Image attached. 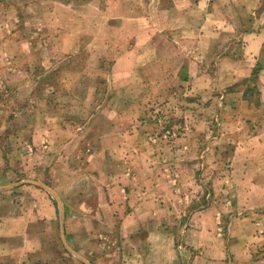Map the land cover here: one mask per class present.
<instances>
[{"label":"crops","instance_id":"0c3cea01","mask_svg":"<svg viewBox=\"0 0 264 264\" xmlns=\"http://www.w3.org/2000/svg\"><path fill=\"white\" fill-rule=\"evenodd\" d=\"M149 1L151 5H159H149V10L162 12L163 57L170 60L178 58L179 66L177 61H173L174 66H178L173 68H176V73L193 75L197 83L212 82L214 73L219 80V88L226 90L221 106L227 114L221 120L230 124L227 127L231 134L223 135L221 141H227L226 151L233 156L232 165L231 159L228 160V169L249 171L247 178L255 182L246 185L257 188L249 195L250 202L264 203V0ZM131 3L138 10L140 0H131ZM126 8V0H0V17L7 15V12L13 13L20 26L41 28L40 34L49 33L54 37L57 34L53 33L58 32L59 27L68 26L72 29L63 31L67 33L64 34L67 35L66 39L55 41L77 44L90 41L87 36L90 31L85 34L84 30L82 36L76 31L78 28H91V14L96 10L104 12L99 18H107L108 11L122 14ZM131 18L135 21L132 22L134 26L138 27L136 38L130 46L131 50L126 56L122 55L119 61L126 58L137 67L141 60L150 57L152 52L156 54L158 50V41L150 31L156 24L151 21L144 23L147 27L145 36L143 31H139L140 22L151 20V17L135 14ZM7 24H10L9 21H4L3 25ZM27 31L21 32L15 40L32 41ZM34 39L42 41L43 37L36 36ZM98 40L101 43L105 41ZM9 55L25 59L30 53ZM22 71L28 73L29 68ZM39 75L41 77L36 82L38 89L43 82L41 78L44 72H39ZM215 101L212 107L217 105ZM108 123L110 126L116 121ZM17 125L7 134L9 141L5 142L9 143L0 146V156L10 159L9 155H12L20 160L19 168L13 165L11 161L14 160L11 159L6 164H0V264H264V242L259 244L258 240L260 237L264 239L263 212L247 214V230L235 226L241 218L233 219V211L222 210L218 220L221 224L211 232L204 233L197 229L186 232L184 236L195 241L194 244L189 243L195 247L190 248L192 261L187 262L181 255L183 245L174 237L175 233L178 236L181 234L180 224L173 226L169 232H166L167 228H161L159 237L162 240L159 243L153 241L155 228L149 226V219L154 213L153 194L146 191L136 197L130 196L133 200L129 203L131 210L125 211L126 205L122 206L125 191L121 181L110 182L112 179L100 178L86 184L83 179L85 173L75 171L72 163L81 153L75 146V139L69 140L70 131L51 130V125H47L43 131L27 130L26 124ZM17 139H23V143L13 147ZM210 150L214 153L213 148ZM40 154H46V158H38ZM236 156L249 158L241 161ZM17 169L22 175L12 178L8 171ZM103 173L101 176L107 172ZM41 186L48 187L51 192ZM150 187L154 190L155 183L152 182ZM71 188L73 191L82 190L81 193L68 192L63 195ZM95 188H98L96 202L92 195L89 196ZM247 196L239 195L238 202H248ZM227 201L236 204V200ZM109 213L116 221L119 218L133 220L129 230L132 235L131 248L127 249L131 255L129 260L124 255L127 250L122 242L115 243V248H112L102 241L100 224L96 220H106ZM206 216L203 218L207 219ZM194 219L200 220L196 216ZM101 224L104 226V223ZM207 234L212 240L210 245L203 241ZM62 238L71 251L68 250L72 257L68 263V258H55L62 249ZM208 246L209 249L212 246L217 248V254L214 250L209 252L206 249ZM219 247L223 253L217 256ZM110 251L114 260L107 259L112 258V254L108 253ZM184 252L187 256V251Z\"/></svg>","mask_w":264,"mask_h":264},{"label":"rangeland","instance_id":"374dc122","mask_svg":"<svg viewBox=\"0 0 264 264\" xmlns=\"http://www.w3.org/2000/svg\"><path fill=\"white\" fill-rule=\"evenodd\" d=\"M147 2L148 0H140L136 10L131 0H126L128 8L122 14L108 11L107 18H99L104 12L96 10L91 14V28H78L76 31L80 36L84 30L85 34L90 31L87 35L90 41L77 44L55 41L59 38L66 39L67 35L64 34L67 33L63 31L72 29L68 26L59 27L58 32L53 33L57 34L56 37L49 33L42 35L39 31L41 28L20 26L13 13L2 14L0 146L9 143L5 142L9 141L7 134L15 130L18 123L26 124L27 130L43 131L47 129V125H51V130L57 128L70 131L68 138L75 139V146L81 153L72 164L75 171L85 173L84 182H94L100 178L112 179L110 182L121 181V187L125 191L123 197L128 196L122 203V206L126 205L125 211L131 210L129 203L133 200L130 196L136 197L146 191L153 194L154 213L149 219V226L155 228L153 241L159 243L162 240L159 237L161 228H167L166 232H169L173 226L180 224L181 234L178 236L175 233L174 237L184 247L181 254L183 259L189 262L192 261L190 248L195 247L189 243L194 244L195 241L187 239L184 236L186 232L195 229L204 233L211 232L220 226L218 220L222 210L233 211V219L241 218L236 221L235 226L247 230V214L257 211L264 213V203L250 202L249 195L257 188L246 185L248 182H255L247 178L249 171L228 169V160L231 159L232 165L233 156L226 151L227 141H221L223 135L231 134L227 127L230 124L221 120L227 114L222 111L221 106L226 90L219 88V80L214 73L212 82L209 83H197L193 75L176 73V68H173L180 65L178 58L170 60L163 57L165 45L162 12L149 10L151 2ZM151 6L159 5L152 3ZM135 14L151 17V20L140 22L139 31H143L146 36L147 27L144 23H155L156 26L150 31L158 41L156 54L152 52L137 67L131 65L129 59L119 61L122 55L126 56L128 50H131L130 46L136 38L138 27L131 20V15ZM117 18L123 19L120 21ZM4 21H9L10 24L3 25ZM46 28L48 27L43 29ZM25 29H28L27 34L32 41H16L15 38ZM36 36L43 37L42 41L35 40ZM175 37L178 38L176 35ZM98 39L105 41L101 43ZM19 52L30 55L25 59L9 55ZM173 61H177L178 66H174ZM26 67L29 68L28 73L22 71ZM42 71L43 82L38 89L36 82ZM214 101L217 105L212 107ZM114 121L116 123L109 126L108 122ZM22 140L17 139L12 146L18 147L23 143ZM210 148L214 149V153ZM45 156L46 154H40L38 158ZM9 157L14 160L11 161L13 165L19 168L20 160L12 155ZM236 158L243 161V158L248 160L249 157ZM10 159L0 156V164H6ZM8 172L12 178L22 175L19 169ZM103 172H107L105 176H101ZM152 182L155 183L154 190L150 187ZM81 190L82 188L73 191L71 188L63 195L68 192L81 193ZM97 192L98 188H95L89 193L95 202ZM241 194L248 195V202H238ZM227 199L236 200V204ZM203 211L206 212L205 215L202 214ZM195 216L200 220L194 219ZM96 222L100 224L102 241L108 247L115 248V243L122 242L126 250L131 248L132 235L129 230L133 226V220L119 218L116 221L109 213L106 220ZM258 240L259 244L264 242L261 237ZM203 241L206 245L212 243L208 234L203 237ZM61 244L60 254L55 258H68V263L72 257L63 246V241ZM206 249L214 250L217 254L214 246ZM185 250L187 256L184 254ZM108 253L112 254V258L107 259L114 260L113 252ZM220 253L223 252L219 247L217 256ZM124 255L127 260L131 258L129 250Z\"/></svg>","mask_w":264,"mask_h":264},{"label":"water","instance_id":"95a60500","mask_svg":"<svg viewBox=\"0 0 264 264\" xmlns=\"http://www.w3.org/2000/svg\"><path fill=\"white\" fill-rule=\"evenodd\" d=\"M41 187L46 189V190H49V192H51V190L49 188H47L46 186H41ZM53 194H55V193H53ZM57 200L59 201V199H57ZM60 205H61V203H60ZM60 215H61V229H62V232H63L64 225H63V208L62 207L60 208ZM62 237H64V232H63V236ZM62 240H63V243H64L65 247L70 251V249L66 245V242H65L64 238H62Z\"/></svg>","mask_w":264,"mask_h":264}]
</instances>
